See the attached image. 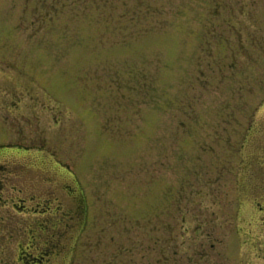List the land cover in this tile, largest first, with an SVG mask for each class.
Segmentation results:
<instances>
[{"label": "rangeland", "instance_id": "obj_1", "mask_svg": "<svg viewBox=\"0 0 264 264\" xmlns=\"http://www.w3.org/2000/svg\"><path fill=\"white\" fill-rule=\"evenodd\" d=\"M36 139L47 155L4 162L54 201L51 264H255L264 0H0V152ZM3 204L0 264H20L46 215Z\"/></svg>", "mask_w": 264, "mask_h": 264}, {"label": "flooded vegetation", "instance_id": "obj_2", "mask_svg": "<svg viewBox=\"0 0 264 264\" xmlns=\"http://www.w3.org/2000/svg\"><path fill=\"white\" fill-rule=\"evenodd\" d=\"M3 144H0V146ZM48 145L39 143L36 139V142L34 144H13V145H7V152H0V200H4L5 204L3 206L6 209L9 208H18L20 209L21 213H32L31 211H34L36 214H41L44 211V214L46 215L45 218H43L42 221L36 223V229L30 228V236L28 237L25 246H23V242H19V251L17 255V260L20 262V264H51L53 255L57 252V250L60 249L59 244V236L54 235V222L51 226V218H49L48 213L51 205L53 204V200L50 198L51 195L45 196V200L43 201L41 198L38 199V202H35L34 207H32L31 204H28V202L36 201L37 193L36 191L33 192L30 191L29 185L23 186V188H17L16 186H9L11 175H16L17 170L15 167L17 166V163L10 164L9 166L7 163L4 162L5 155L10 150H15L18 156L20 154H28L30 156V162H32L33 156L36 154L42 155L48 153ZM50 152V151H49ZM49 157L52 158L53 162L55 161V158L52 157L51 152L49 154ZM41 158V157H40ZM55 163V162H54ZM21 164V162H19ZM34 164V167H40V166H47V163L44 161H36ZM57 166V165H56ZM22 168H24V165L22 164ZM21 177V176H19ZM40 184H46L45 189H48V185H53V180L48 177V172L43 171L40 175L39 179H35L33 181V185L36 186L37 183ZM264 184V182H263ZM258 189H262L264 192V185L263 187L259 185ZM67 187L72 194V196L75 198L76 205L71 210V213L67 215L70 221H74L75 219H80L84 213V200L82 199L79 192H74V189L72 188L73 185L67 184ZM10 195L6 196L5 198L3 195ZM261 194V193H260ZM252 202H254L255 210H254V216L253 218L255 221L256 218H262L264 217V200H262L261 197H258L255 195V197H251ZM33 199V200H31ZM13 201L12 206H8L9 202ZM74 201V200H73ZM50 203V204H49ZM242 205L245 203L241 201ZM39 206V207H37ZM57 207H61L60 205ZM63 207V206H62ZM16 210V209H15ZM52 211V210H51ZM61 212L65 213L64 209L62 208ZM43 214V213H42ZM43 214V216H45ZM55 214V212H54ZM42 216V217H43ZM41 217V218H42ZM63 218V215H62ZM61 218V219H62ZM264 222V221H263ZM35 227V225H34ZM51 231V232H50ZM257 242V245H250L252 252L255 255V259L257 262L255 264H264V243L257 238V237H251L250 243ZM248 243V242H247ZM263 245V246H261ZM258 249V250H257ZM34 251V252H33ZM17 260L15 261L17 263ZM263 260V262H261Z\"/></svg>", "mask_w": 264, "mask_h": 264}]
</instances>
